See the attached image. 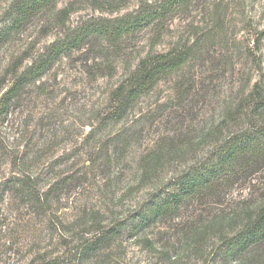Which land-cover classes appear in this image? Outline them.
Wrapping results in <instances>:
<instances>
[{"label": "rangeland", "instance_id": "obj_1", "mask_svg": "<svg viewBox=\"0 0 264 264\" xmlns=\"http://www.w3.org/2000/svg\"><path fill=\"white\" fill-rule=\"evenodd\" d=\"M13 1L0 0V98L14 76L66 31L154 0H58L6 33ZM65 8L70 13L61 22L56 14ZM263 22L264 0H197L175 13L158 39L152 32L136 34L120 50L100 40L93 46L103 52L97 57L86 50L90 45L61 56L42 75L43 84L30 85L0 115V264H264L262 252L234 258L223 251L227 236L243 224L235 225L234 211L264 193V169L236 183L222 203L193 201L177 217L139 233L124 231L95 254L81 252L247 122L254 84L264 89ZM216 25L219 39L186 69L194 76L184 77L196 83L182 107L170 106L173 76L141 96L123 119H104L113 89L138 58L151 48L162 52L191 42ZM131 130L135 139L117 154L115 137ZM160 139L175 147L155 165L146 156ZM15 177L31 181L35 202L2 191Z\"/></svg>", "mask_w": 264, "mask_h": 264}, {"label": "trees", "instance_id": "obj_2", "mask_svg": "<svg viewBox=\"0 0 264 264\" xmlns=\"http://www.w3.org/2000/svg\"><path fill=\"white\" fill-rule=\"evenodd\" d=\"M57 1L14 0L8 11L9 30L5 32L8 33L10 29L23 26L32 16L38 15L41 9ZM196 1L144 2L132 12L114 18H100L66 31L63 36L55 39L38 54L18 76H14L13 82L0 98V115L3 111H8L12 102L19 101L30 85L39 82L42 75L64 54L90 45L86 50L91 49L97 57L103 52L100 48L97 50V46L94 48V43L101 40L115 50L116 48L120 50L119 46L125 38L146 32H152L158 39L166 33L169 20L173 15L178 11H186ZM240 1L245 0H235L237 3ZM69 13L70 10L65 8L56 16L63 22ZM220 31V26L216 25L215 28L208 30L202 36H197L191 42H176L162 52L152 51L151 48V51L138 58L135 67L113 89L111 93L113 105L106 112L104 119L108 122L123 119L141 96L149 93L159 82L173 76H176L174 81L176 97L170 106L182 107L183 103L192 96L196 83L194 78L184 77L194 76L187 75L186 69L207 54L208 47L213 46L216 38L219 39ZM258 37H264V22ZM40 83L43 84L42 80ZM249 97L252 110L249 111L247 122L222 138L202 162L189 165L172 176L164 186L150 192L127 218L105 230L92 242L84 244L81 252L84 255L95 254L124 231L132 234L139 233L161 219L177 217L193 201L222 203L236 183L262 171L264 169V89L259 84H254ZM247 103L248 101L242 104L238 114L244 111ZM135 137L136 132L132 130L116 136L113 144L118 150L117 154L122 150L126 151ZM172 141L160 139L155 148L147 153V160L154 161L155 165L161 163L163 157L175 147ZM30 182L24 177L11 178L5 181L2 191L15 192L35 202L37 195ZM45 199L42 202H47L48 196ZM240 206H242L241 209L234 211L235 215L232 214V218L235 225L243 220L242 227L233 235L227 236L223 251L234 258L251 257L258 252L264 253V193L251 204ZM43 264L59 263L56 260H47Z\"/></svg>", "mask_w": 264, "mask_h": 264}]
</instances>
